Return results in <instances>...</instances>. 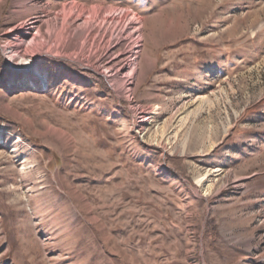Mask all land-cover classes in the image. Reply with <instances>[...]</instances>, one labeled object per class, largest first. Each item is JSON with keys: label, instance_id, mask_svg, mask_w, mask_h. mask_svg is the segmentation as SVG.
Instances as JSON below:
<instances>
[{"label": "rangeland", "instance_id": "1", "mask_svg": "<svg viewBox=\"0 0 264 264\" xmlns=\"http://www.w3.org/2000/svg\"><path fill=\"white\" fill-rule=\"evenodd\" d=\"M0 264H264V0H0Z\"/></svg>", "mask_w": 264, "mask_h": 264}, {"label": "bare ground", "instance_id": "2", "mask_svg": "<svg viewBox=\"0 0 264 264\" xmlns=\"http://www.w3.org/2000/svg\"><path fill=\"white\" fill-rule=\"evenodd\" d=\"M101 11V8L99 7V8H93L92 9V12H90L89 13V15H88V17H87V20L89 21V23L90 24H93V23H98L99 24V22H101V23H104V22H107V21H111V22H113V21H115V20H118V21H121L122 20V18H124V17H127V15H128V12L127 11H125V10H122L121 12H117V11H113L112 9H109V10H106L105 11V13L103 12H100ZM74 23H77V22H79L80 21V19L82 18V15L81 14H78L76 17L74 16ZM73 19V18H72ZM139 21L140 19L139 18H132V21ZM73 21V20H72ZM71 21V22H72ZM70 22V23H71ZM69 23V24H70ZM73 23V24H74ZM68 24V25H69ZM65 25V24H64ZM75 26V25H74ZM130 26V25H129ZM99 27H101V25H99ZM33 28H36V26L35 25H32V23H30L29 24V27L26 29V33L24 32V34H23V37L24 38H29V36L31 35V30L33 29ZM78 28V27H77ZM110 29L111 28H109V27H107V28H105L104 30H103V37H102V40H103V38L105 37V35H107V33H108V31L110 32V34L112 35V32L113 31H110ZM130 29H131V31H129V34H130V36L132 37L133 35H135V34H138L139 33V28L138 29H136L135 28V25L133 24V22H132V24H131V26H130ZM20 30H23V29H20ZM22 34V33H21ZM77 34V33H76ZM75 34V35H76ZM91 35V34H90ZM70 36V35H69ZM82 37V33H78L77 34V39H76V41L74 42V44H75V46L77 45H79V47H81V48H83V47H85V43H86V40H84L83 42H81V38ZM86 37V36H85ZM90 37V36H89ZM87 39V38H86ZM70 41V40H69ZM88 42V41H87ZM107 43V42H106ZM70 44V43H69ZM137 44V43H136ZM119 47V43L116 41V43H114L113 45H111V44H109L108 45V47L106 48L107 49V51L105 52V55L104 56H106V54H107V56H108V54L110 53V57L108 58V59H106V61L103 63V64H101V67L104 69V73L105 74H102L103 75V77L104 78H107V76L109 77V76H111V77H113L112 79H115L116 78V76L115 75H119V74H122L123 76H125L126 74H127V70H128V68L130 69V68H133V66H134V64L132 63V60H131V63L130 64H126V63H123V65L121 64V57H123V54L122 53H120V55H116V50H118L117 48ZM135 49V48H134ZM108 51H109V53H108ZM103 58V57H102ZM33 63H34V57H32L28 62H27V65L28 66H32L33 65ZM121 65H120V64ZM120 65V69L118 70V71H116L115 73L116 74H114V73H111L112 71H113V69H114V67L115 66H117V65ZM129 65V66H128ZM38 72H39V75H41L40 73V71L38 70ZM129 84V83H128ZM34 85H35V82H34ZM128 88H129V86H128ZM197 180V182H199V178H197L196 179Z\"/></svg>", "mask_w": 264, "mask_h": 264}]
</instances>
